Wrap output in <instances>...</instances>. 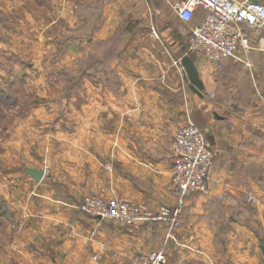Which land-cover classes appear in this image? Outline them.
I'll return each instance as SVG.
<instances>
[{
    "label": "crops",
    "instance_id": "1",
    "mask_svg": "<svg viewBox=\"0 0 264 264\" xmlns=\"http://www.w3.org/2000/svg\"><path fill=\"white\" fill-rule=\"evenodd\" d=\"M4 1L0 0V11H4ZM11 6L6 9L15 10ZM197 23L196 19L192 21ZM96 27L100 36L104 29L98 17ZM127 50L132 49L126 47L124 54L111 63L114 70L108 75L97 73L101 82L108 77L109 86L100 85L99 89L109 95L105 107L116 128L104 156H99L104 161L111 159V182L107 174L100 181L95 174L99 165L93 161V188L109 185L110 195L145 201L152 211L173 205L169 139L185 107L216 153L207 179L208 192L186 199L174 241H166V226L161 222L125 226L104 220L88 242L94 220L83 213H71L67 208L70 199L57 197L47 203V212L30 215L33 224L26 234L29 242L35 239L36 250L29 251L23 243L25 261L0 264H131L138 254L161 247L167 264H261L264 255L258 240L264 234V52L251 51L247 56L249 66L225 59L221 70H214L195 54L202 59L193 61L203 85V98H199L188 88L180 65H170L163 55ZM136 125L141 129L134 133ZM248 196L255 197L256 203H248ZM250 219L257 224L255 228L246 224ZM245 238L251 244L246 245ZM224 239L228 244L224 245ZM42 251L51 256H42ZM95 254L97 258L93 259ZM31 257L34 259L28 260Z\"/></svg>",
    "mask_w": 264,
    "mask_h": 264
},
{
    "label": "rangeland",
    "instance_id": "2",
    "mask_svg": "<svg viewBox=\"0 0 264 264\" xmlns=\"http://www.w3.org/2000/svg\"><path fill=\"white\" fill-rule=\"evenodd\" d=\"M5 1L4 11H0L4 20V28H0V262L12 263L25 261L21 253L23 243L29 251L36 250L35 239L29 242L26 234L33 224L30 215L44 214L49 208L47 203L57 197L70 199L67 208L71 213H83L94 220L87 234L88 242L107 219L100 220L78 209L86 197L118 198L130 204L144 202L148 208L145 201H127L110 195L109 185L93 188V161L99 165L95 174L100 181L107 174L111 182V159L104 161L99 156H104L110 145L109 136L116 128L105 107L109 95L99 89L100 85L109 86L108 77L101 82L98 71L108 75L114 70L111 63L128 46L132 50L127 53L163 55L174 67H178L184 55L196 63L202 59L188 51L187 29L167 0H11V4ZM10 5L15 10L6 9ZM97 17L104 29L100 36ZM189 121L196 125L184 107L169 139L170 184L171 142L179 128ZM197 127L205 137L204 130ZM140 129L136 125L133 131ZM27 168L43 170L42 181L35 184L26 173ZM255 203L256 199L251 204ZM246 224L251 228L257 225L252 219ZM258 242L264 245V234ZM245 243L251 244L247 238ZM225 244L228 242L224 239ZM41 253L51 256L49 252ZM96 258L97 254L93 256Z\"/></svg>",
    "mask_w": 264,
    "mask_h": 264
},
{
    "label": "built area",
    "instance_id": "3",
    "mask_svg": "<svg viewBox=\"0 0 264 264\" xmlns=\"http://www.w3.org/2000/svg\"><path fill=\"white\" fill-rule=\"evenodd\" d=\"M125 2L126 0H111ZM171 11L187 29L188 51L201 56L215 70L222 69L225 59L232 58L249 66L248 54L264 52V2L251 0H167ZM201 19L192 24L197 13ZM180 62L178 63V65ZM173 168L171 186L175 203L150 211L144 202L130 204L122 199L86 197L78 209L100 220H114L128 226L139 222H164L165 239L175 240L174 231L180 226L184 203L193 194L208 192L207 179L215 151L203 133L192 122L182 125L171 142ZM248 203L255 201L247 197ZM132 264H167L163 247L138 254Z\"/></svg>",
    "mask_w": 264,
    "mask_h": 264
},
{
    "label": "water",
    "instance_id": "4",
    "mask_svg": "<svg viewBox=\"0 0 264 264\" xmlns=\"http://www.w3.org/2000/svg\"><path fill=\"white\" fill-rule=\"evenodd\" d=\"M252 2H256V0H251ZM180 66L182 68V76L184 81L187 83L188 88L196 94L199 98H203L202 94V81L199 78L198 71L196 69V66L191 59L190 56L184 55L180 59ZM26 172L36 181H40L44 176L43 170H37L32 168H27ZM260 249L264 255V246L261 245Z\"/></svg>",
    "mask_w": 264,
    "mask_h": 264
},
{
    "label": "trees",
    "instance_id": "5",
    "mask_svg": "<svg viewBox=\"0 0 264 264\" xmlns=\"http://www.w3.org/2000/svg\"><path fill=\"white\" fill-rule=\"evenodd\" d=\"M194 19H196V23L199 22L200 19H201V15H200L199 13H197V14L195 15ZM194 19H193V20H194ZM193 20H192V21H193Z\"/></svg>",
    "mask_w": 264,
    "mask_h": 264
}]
</instances>
